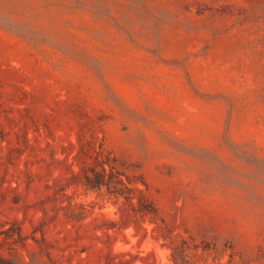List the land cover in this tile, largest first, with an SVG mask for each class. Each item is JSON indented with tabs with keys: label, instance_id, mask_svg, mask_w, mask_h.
<instances>
[{
	"label": "rangeland",
	"instance_id": "1",
	"mask_svg": "<svg viewBox=\"0 0 264 264\" xmlns=\"http://www.w3.org/2000/svg\"><path fill=\"white\" fill-rule=\"evenodd\" d=\"M0 264H264V0H0Z\"/></svg>",
	"mask_w": 264,
	"mask_h": 264
},
{
	"label": "trees",
	"instance_id": "2",
	"mask_svg": "<svg viewBox=\"0 0 264 264\" xmlns=\"http://www.w3.org/2000/svg\"><path fill=\"white\" fill-rule=\"evenodd\" d=\"M94 173V177L88 175L86 176V187L87 189H100L102 186L107 185V182L105 180V177L107 176V171L106 169L103 167V171L98 172L95 171Z\"/></svg>",
	"mask_w": 264,
	"mask_h": 264
}]
</instances>
